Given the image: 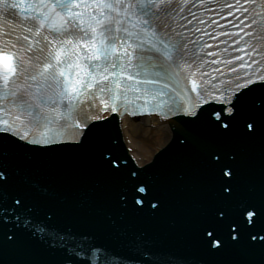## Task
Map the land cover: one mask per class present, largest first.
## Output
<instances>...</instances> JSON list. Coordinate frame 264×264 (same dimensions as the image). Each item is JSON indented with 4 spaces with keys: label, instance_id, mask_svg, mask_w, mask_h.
Masks as SVG:
<instances>
[{
    "label": "snow or ice",
    "instance_id": "1",
    "mask_svg": "<svg viewBox=\"0 0 264 264\" xmlns=\"http://www.w3.org/2000/svg\"><path fill=\"white\" fill-rule=\"evenodd\" d=\"M0 15V264H264V0Z\"/></svg>",
    "mask_w": 264,
    "mask_h": 264
},
{
    "label": "bare ground",
    "instance_id": "2",
    "mask_svg": "<svg viewBox=\"0 0 264 264\" xmlns=\"http://www.w3.org/2000/svg\"><path fill=\"white\" fill-rule=\"evenodd\" d=\"M133 120L132 118H126L124 123L126 125H129V127L132 129V132H131V136H135L136 132L137 131H140L142 129H146L148 126L150 125H154L155 124V121L150 117H144V119L141 120V123L139 124H129V121ZM163 128H167V125L164 124L162 126ZM134 143L137 144V146L139 147H142L143 150L145 151V153L147 154L148 152V141L145 139V140H141V141H134ZM135 154V153H133ZM150 158V157H149Z\"/></svg>",
    "mask_w": 264,
    "mask_h": 264
}]
</instances>
